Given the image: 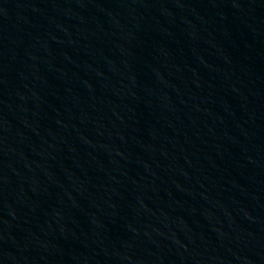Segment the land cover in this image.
<instances>
[{"label": "water", "instance_id": "1", "mask_svg": "<svg viewBox=\"0 0 264 264\" xmlns=\"http://www.w3.org/2000/svg\"><path fill=\"white\" fill-rule=\"evenodd\" d=\"M0 264H264V0H0Z\"/></svg>", "mask_w": 264, "mask_h": 264}]
</instances>
